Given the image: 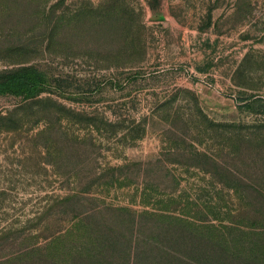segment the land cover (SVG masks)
<instances>
[{
  "label": "rangeland",
  "instance_id": "1",
  "mask_svg": "<svg viewBox=\"0 0 264 264\" xmlns=\"http://www.w3.org/2000/svg\"><path fill=\"white\" fill-rule=\"evenodd\" d=\"M0 264H264V0H0Z\"/></svg>",
  "mask_w": 264,
  "mask_h": 264
},
{
  "label": "trees",
  "instance_id": "2",
  "mask_svg": "<svg viewBox=\"0 0 264 264\" xmlns=\"http://www.w3.org/2000/svg\"><path fill=\"white\" fill-rule=\"evenodd\" d=\"M44 76L30 67L0 72V92L22 94L24 98H35L42 91Z\"/></svg>",
  "mask_w": 264,
  "mask_h": 264
}]
</instances>
